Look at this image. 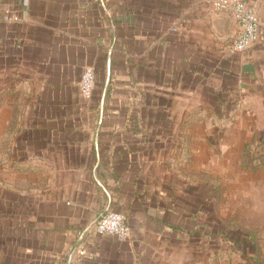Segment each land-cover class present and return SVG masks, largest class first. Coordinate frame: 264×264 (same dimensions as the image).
I'll use <instances>...</instances> for the list:
<instances>
[{"label":"crops","instance_id":"0c3cea01","mask_svg":"<svg viewBox=\"0 0 264 264\" xmlns=\"http://www.w3.org/2000/svg\"><path fill=\"white\" fill-rule=\"evenodd\" d=\"M249 3L260 35L235 51L209 0H0V264H178L196 231L178 164L213 157L264 90V0ZM107 210L127 238L95 231Z\"/></svg>","mask_w":264,"mask_h":264},{"label":"rangeland","instance_id":"374dc122","mask_svg":"<svg viewBox=\"0 0 264 264\" xmlns=\"http://www.w3.org/2000/svg\"><path fill=\"white\" fill-rule=\"evenodd\" d=\"M244 110L231 114L241 126L216 128L213 157L178 164V202L196 228L178 264H264V90Z\"/></svg>","mask_w":264,"mask_h":264},{"label":"built area","instance_id":"2783aa9c","mask_svg":"<svg viewBox=\"0 0 264 264\" xmlns=\"http://www.w3.org/2000/svg\"><path fill=\"white\" fill-rule=\"evenodd\" d=\"M214 10H227L231 13L238 31L232 41L231 48L243 51L256 42L260 35L259 19L249 0H209ZM95 85V70L86 66L80 77L79 90L84 99H90ZM99 234H108L118 239H125L130 233V225L126 216L117 211L107 210L101 213L94 224ZM83 255L84 250L77 251Z\"/></svg>","mask_w":264,"mask_h":264},{"label":"water","instance_id":"95a60500","mask_svg":"<svg viewBox=\"0 0 264 264\" xmlns=\"http://www.w3.org/2000/svg\"><path fill=\"white\" fill-rule=\"evenodd\" d=\"M109 66H110V59L108 58V68H109Z\"/></svg>","mask_w":264,"mask_h":264}]
</instances>
